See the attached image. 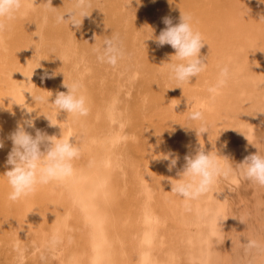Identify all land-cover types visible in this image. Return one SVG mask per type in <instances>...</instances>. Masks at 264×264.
<instances>
[{
	"label": "bare ground",
	"instance_id": "bare-ground-1",
	"mask_svg": "<svg viewBox=\"0 0 264 264\" xmlns=\"http://www.w3.org/2000/svg\"><path fill=\"white\" fill-rule=\"evenodd\" d=\"M161 2L166 6H153ZM25 3L10 30L0 34V140L5 145L0 149V264H16L10 247L24 256L15 244L33 230L45 235L41 229L47 226L51 237L67 243L59 250L61 264H238L239 258L245 259L242 264H264V252L245 250L250 239L264 244V188L252 182L247 188L240 185L236 199L247 205L239 215L226 211L222 203L226 198L219 193L220 182L235 181L238 174L220 178L188 207L171 192L184 157L200 146L212 151L215 145L234 169L258 149L264 154V4L92 0L90 16L77 30L55 22V15L66 12L74 0ZM157 12L162 24L164 13L173 24L180 22L181 12L191 14L206 42L201 49L206 71L191 82L179 84L171 78L175 50L158 46V23L142 17L157 18ZM114 34L120 35L126 51L116 67L99 62L93 51ZM225 65L234 76L213 98L208 89ZM45 71L55 75L42 80ZM25 76H32L30 86ZM73 80L84 85L87 116L60 112L50 102L57 92H67L64 81ZM26 88L49 103L35 104L30 93L23 94ZM13 103L27 104L33 112L28 116ZM195 110L204 112L208 133L197 135L202 122L189 119ZM46 117L56 126L50 127ZM26 118L34 119L35 129L48 135L59 138L63 132L64 138L78 144L81 156L74 161L73 178L41 186L34 195L13 202L4 176L11 167L6 164L13 147L8 137ZM35 129L27 130L35 135ZM170 152L179 156L172 171L163 159ZM68 210L74 220H66ZM70 222L85 231L67 233ZM66 233L79 243L70 244ZM85 242L89 248L83 259L77 253L85 250Z\"/></svg>",
	"mask_w": 264,
	"mask_h": 264
},
{
	"label": "clouds",
	"instance_id": "clouds-1",
	"mask_svg": "<svg viewBox=\"0 0 264 264\" xmlns=\"http://www.w3.org/2000/svg\"><path fill=\"white\" fill-rule=\"evenodd\" d=\"M258 3L264 4V0H258ZM91 7L92 0H74L73 6L66 12L55 15V22L66 23L79 30L84 19L90 16ZM25 9V0H0V34L9 31L11 22L17 19ZM44 21L47 23V17ZM163 23L166 28L155 39L158 46L170 45L175 50L172 57H175L177 62L170 67L171 78L179 84L191 82L193 77L198 78L206 71L207 62L201 57V49L206 42L201 32L194 26L191 14L181 12L180 22L177 24H173L171 18L164 17ZM93 51L99 62L112 67H116L126 56L119 34L105 39L103 47ZM54 75L45 71L41 79L52 78ZM233 76L234 72L228 65L219 68L215 83L208 89L213 98L221 93ZM26 78L30 86L32 76ZM62 87L66 88L67 92H57L55 99L50 101L51 104L68 115L87 116L90 108L88 98L83 91L84 85L78 80H73L71 83L64 81ZM26 92L32 95L35 104L49 103V99L43 95H35L27 88L23 90V94ZM10 98L12 103L14 97ZM13 104L19 105L22 111L26 110L28 116L33 112L27 104ZM47 119L50 127L56 126L49 118ZM189 119L202 122L201 127L198 130L195 129L197 135L208 133L206 124L203 123L205 116L202 110L192 111ZM29 128L35 129L34 119H23L17 123L16 129L8 137L13 147L8 154L6 164L11 167L4 176L12 189L8 199L13 202L34 195L41 186L54 182L64 183L73 178L76 175L74 161L81 156V148L71 139L64 138L63 132L58 138L40 129H35V135H33L27 130ZM245 138L248 140L246 136ZM4 146L3 140H0V149ZM163 159L169 161L168 170L172 171L178 163L179 156L170 152L164 155ZM184 160L186 163L183 170L178 173L180 178L175 182L171 181V192L183 198L185 207L210 192L220 178H229L236 174L264 188V154L259 149L256 153L246 156L235 169L227 162L229 159L226 156L220 155L215 150V145L212 151H205L204 147L200 146L195 154L186 155ZM56 240L54 235L53 242L55 243ZM245 250L264 252V244L250 239L245 243Z\"/></svg>",
	"mask_w": 264,
	"mask_h": 264
},
{
	"label": "rangeland",
	"instance_id": "rangeland-1",
	"mask_svg": "<svg viewBox=\"0 0 264 264\" xmlns=\"http://www.w3.org/2000/svg\"><path fill=\"white\" fill-rule=\"evenodd\" d=\"M157 5H161V7H162V5H165V4L162 2H161V4L160 3H154L153 4L154 7H156ZM159 9H162V8H159ZM142 17H144L146 21L152 20V23H158V26L155 29L156 33L161 32L162 30H164L166 28V25L162 24V20L158 19L159 18L158 12H157V18L152 17V16H146V15H143ZM164 17L170 18L171 16L169 15V13H164L163 18ZM148 113H150V112H148ZM130 145H132V144H130ZM232 180L231 181L229 180L228 182L221 181V182H223V184L221 182L219 184V186H221L219 193H221V195L224 198H226L225 202L227 204H224L225 202H222L223 206L226 208V211H228L231 214L234 213L236 215H239L240 211L244 210L242 207H245L247 204H245V205L243 204L244 200L241 201V200L236 199V195L238 193L237 190L240 188L241 184H242L241 187H243V188L245 187V185L251 186L250 185L251 181L245 180L243 177H241L239 175H238V177L235 178V181L234 180L232 181ZM245 188H247V187H245ZM248 189H249V187H248ZM33 203H35V202H33ZM250 204H253V203H250ZM67 213H68V216L66 217V220H70V221L74 220L75 217H72L71 211L68 210ZM82 224H84V223L82 222ZM168 226H170V225H168ZM182 226L187 227L186 225H182ZM175 229L179 230L178 228H175ZM41 230L46 232V234L44 235L43 233H41V231L35 232V230H33V231H31L32 235L27 236L24 241L22 239H20V241L16 240V241H19L21 244H19V245L15 244V246L18 247L17 250L22 249L24 251V253H25L24 256L20 257L19 254L21 252L15 251V249L13 247H10V251L13 253V256L17 257L14 260L15 261L17 260L18 264L19 263L22 264V261H24L25 264H61V262L59 261V259H60L59 250L60 249L64 250L67 246V243L64 242L61 244V242H59V240H57V242H55L53 244L54 246L57 244V246L50 247L49 245L53 241V237H51V229L47 226L46 228L41 229ZM83 230H84V228L82 227V225H75L72 222H70L69 227H67V229H66V232L69 233V232L73 231V233H76V232H82ZM190 230H191V233H194L196 228L194 226H191ZM238 231H239V229H238ZM67 233L64 235V238L66 240L68 239L70 244L76 245L78 240L75 238L70 239L69 235ZM26 235H27V232L23 231L21 233V237L22 236L25 237ZM44 236H46V237L49 236V238H47V240H44L45 239ZM238 236H239V234H238ZM234 238H235V236H234ZM85 244H86L85 250H81L80 252L77 253V256H82L83 259H85L87 256L86 248H89V245L86 242H85ZM169 244H170V242L168 243V245ZM19 246H21V247H19ZM171 246H172V244H171ZM212 247H215V240H213V242H212ZM210 252L215 254V249H213ZM219 256H217V258L220 260ZM18 258H20V260ZM233 258H235V256L231 255L232 260H233ZM199 259L200 258H196V260H199ZM26 260L28 261V263L26 262ZM243 260H245V259L239 258L238 264H242ZM187 262L189 263V261H187ZM187 262L183 261L182 264H184V263L188 264ZM222 263L227 264L225 261ZM215 264H218V263H215Z\"/></svg>",
	"mask_w": 264,
	"mask_h": 264
}]
</instances>
